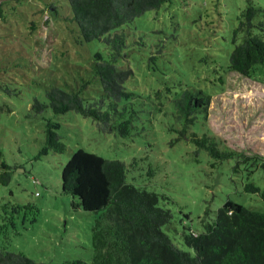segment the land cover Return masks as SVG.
Returning <instances> with one entry per match:
<instances>
[{"label": "rangeland", "instance_id": "374dc122", "mask_svg": "<svg viewBox=\"0 0 264 264\" xmlns=\"http://www.w3.org/2000/svg\"><path fill=\"white\" fill-rule=\"evenodd\" d=\"M249 2L261 10L255 22L264 23V0H172L124 27L128 47L117 65L134 72L126 87L139 112L135 135L127 138L101 133L75 113H33L35 99L45 102L53 86L80 85L96 57L107 61L112 52L83 41L67 0L1 2L7 14L0 20V175L11 177L0 183V249L38 263H91L97 216L74 209L62 191V170L79 149L124 162L129 182L156 193L173 214L163 231L183 251L193 253L184 233L202 232L203 220L214 219L228 200L264 213V200L244 191L248 183L264 191L262 170L252 176L234 170L236 160L264 157V69L254 78L228 69L233 32ZM185 90L210 96L203 124L191 132H207L236 158L220 163L179 139L171 100ZM98 91L93 85L88 94ZM48 126L64 151L46 145Z\"/></svg>", "mask_w": 264, "mask_h": 264}, {"label": "trees", "instance_id": "16d2710c", "mask_svg": "<svg viewBox=\"0 0 264 264\" xmlns=\"http://www.w3.org/2000/svg\"><path fill=\"white\" fill-rule=\"evenodd\" d=\"M171 1L67 0L72 21L83 41L104 43L112 57L107 61L96 57L90 78L80 85L69 86L68 90L55 86L48 89L45 102L35 99L33 113L43 115L48 110L55 115L75 113L90 118L101 133H116L122 138L135 135L139 114L137 97L126 87L134 72L117 65L126 57L128 47L124 27ZM4 6L5 3L0 5V20H6ZM51 8L57 12L55 6ZM260 11L249 2L233 32L234 49L228 69L247 78H254L264 69V23L255 22ZM93 85L100 87L98 97L88 94ZM156 96L161 97V92ZM171 102L175 119L182 126L177 130L180 140L191 141L220 163L236 158V153L221 151L216 139L210 138L207 132H191L192 126L199 128L197 125L206 115L209 95L202 90H185ZM46 145L55 152L65 150L52 126L46 131ZM236 161V173L247 172L252 176L260 168L264 174L262 156H247ZM239 165L245 166L240 169ZM128 173L124 162L107 160L83 149L76 151L62 170V191L72 197L74 209L97 216L90 264H264V213L228 200L214 219L203 220L202 232L188 229L184 233V244L193 253L186 252L163 231L172 222V212L160 207L156 193L129 182ZM10 177V173L0 175V183L7 185ZM244 191L264 200V191L254 183H248ZM14 211L19 209L14 208ZM209 215L207 211L206 218ZM0 264L46 263L0 249ZM62 264L88 263L73 260Z\"/></svg>", "mask_w": 264, "mask_h": 264}, {"label": "water", "instance_id": "95a60500", "mask_svg": "<svg viewBox=\"0 0 264 264\" xmlns=\"http://www.w3.org/2000/svg\"><path fill=\"white\" fill-rule=\"evenodd\" d=\"M3 1H9V0H0V4H1V2H3Z\"/></svg>", "mask_w": 264, "mask_h": 264}]
</instances>
